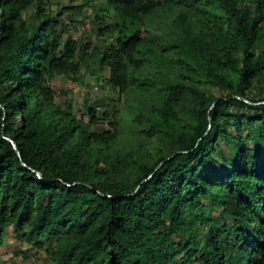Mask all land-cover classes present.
I'll list each match as a JSON object with an SVG mask.
<instances>
[{
    "label": "trees",
    "instance_id": "obj_1",
    "mask_svg": "<svg viewBox=\"0 0 264 264\" xmlns=\"http://www.w3.org/2000/svg\"><path fill=\"white\" fill-rule=\"evenodd\" d=\"M88 62L112 98L75 112ZM9 227L52 264H264V0H0Z\"/></svg>",
    "mask_w": 264,
    "mask_h": 264
},
{
    "label": "rangeland",
    "instance_id": "obj_2",
    "mask_svg": "<svg viewBox=\"0 0 264 264\" xmlns=\"http://www.w3.org/2000/svg\"><path fill=\"white\" fill-rule=\"evenodd\" d=\"M46 9L51 12H57L61 7L67 5L76 6L82 2V0H45ZM102 15L100 10L95 4L87 5L84 13L78 15L79 21L82 23L77 28L78 37L82 33H88L90 40L96 45L95 28L96 16ZM68 15H65V20ZM83 83L78 85L73 84L71 81L59 77L57 81V87L65 89L69 97L70 103L73 105L75 112L83 109L85 105V99H89L95 104V107L104 106V98H112V91L110 89H101L98 82L108 73L102 74L98 66H94L91 63H86L82 69ZM111 105L119 107L121 104L117 98L112 101ZM105 127V124H100L96 129L101 130ZM0 264H52L45 256L42 250L37 249L31 242H22L17 239L13 228L9 227L6 230V234L3 239Z\"/></svg>",
    "mask_w": 264,
    "mask_h": 264
},
{
    "label": "water",
    "instance_id": "obj_3",
    "mask_svg": "<svg viewBox=\"0 0 264 264\" xmlns=\"http://www.w3.org/2000/svg\"><path fill=\"white\" fill-rule=\"evenodd\" d=\"M14 146H15V149H17L15 144H14ZM18 154L20 155V153H19V152H18ZM169 159H171V158H169ZM169 159H168V160H169Z\"/></svg>",
    "mask_w": 264,
    "mask_h": 264
}]
</instances>
